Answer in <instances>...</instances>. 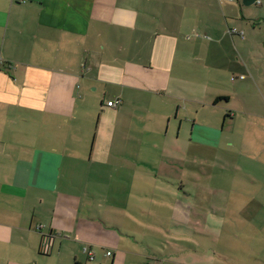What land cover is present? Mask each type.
Wrapping results in <instances>:
<instances>
[{"label": "crops", "instance_id": "obj_1", "mask_svg": "<svg viewBox=\"0 0 264 264\" xmlns=\"http://www.w3.org/2000/svg\"><path fill=\"white\" fill-rule=\"evenodd\" d=\"M233 2L0 0V264H127L130 257L142 264L207 262L215 240L199 229L202 188L167 175L182 168L186 146L175 143L174 158L163 150L170 132L179 139L184 131L190 141L215 147L226 120H253L264 110V0ZM102 84L115 87L101 91L100 108L112 113L107 120L120 110L124 86L140 92L138 86L151 84L149 92L162 96L164 106L147 112L148 131H137L141 142L126 141L130 131L101 120L83 157L86 130L76 127V101L87 102L90 89L98 92ZM207 133L215 135L212 142ZM150 134L161 135L160 149ZM76 160L93 170L80 189L66 176ZM115 167L126 176L115 175ZM120 182L127 185L124 201ZM158 205L170 213L165 223L150 211ZM256 210L264 213V206ZM111 228L126 238L112 234L115 243L142 239L149 257L106 249Z\"/></svg>", "mask_w": 264, "mask_h": 264}, {"label": "rangeland", "instance_id": "obj_2", "mask_svg": "<svg viewBox=\"0 0 264 264\" xmlns=\"http://www.w3.org/2000/svg\"><path fill=\"white\" fill-rule=\"evenodd\" d=\"M233 1L236 2V0ZM208 77L210 78L207 74L202 77V84L207 90L210 88L205 81ZM238 77L240 78V76H236L237 79ZM237 82L238 80H235L234 83L227 84L228 90L232 88V85H238L236 84ZM106 86V84L97 86L98 92L90 89L91 95L87 102L76 101L78 110L76 127L82 126L86 130L83 135L82 141L84 142L82 143V148H80L81 151L90 148L88 143L90 141V134L93 135L92 128L97 123L101 125V120H103L102 124L104 126L107 123L114 125L118 130L130 131L126 135V141L130 139L141 142L142 137L137 131L141 133L145 130L148 131L150 125L145 121L146 115H148L147 112L157 105L164 106L162 96H155L149 92L155 89V86L151 84L140 85L138 86L140 92L130 88L131 86H124L122 91L124 92V100H122L120 110L115 114L113 120H107L110 117H108V114L112 113L103 112L99 105L102 97L101 91ZM93 88L95 89V87ZM112 88L114 89L115 87L107 86L109 90H112ZM258 101L261 102L260 100ZM232 104L237 105L238 102L234 101ZM207 111L211 112L212 109H207ZM151 114L154 115V112L151 111ZM254 115L252 116L253 120H247L245 116L238 115L236 120L230 125L226 120L223 132L221 133L222 139L215 147L194 143V139L190 141L189 133L185 131L181 133L179 139H173L171 132L169 137L165 139V150H163L165 157H176V151L172 149L175 143L182 149L186 146L187 150L186 157L181 156L183 160L182 168L176 172H173L170 168L171 170L169 169L170 171L167 175H171L172 173L175 181L178 178H181L182 181L187 178L190 183L193 181L191 184H199L202 188V191H200L201 197H203L201 207L206 211L201 215L199 229L214 237L215 241L214 243L209 241L210 248L207 250L209 252L205 254L207 262H198L199 264H226L227 261L224 259H227V257L236 258L241 264H264V213L256 210L260 206H264V179H259L264 174V151L259 146L260 142L262 145L264 144V127H262L264 125V110L261 109ZM161 121L159 124H161ZM89 127L91 128L89 129ZM145 135L144 138L148 140V134ZM201 136L204 137V135ZM213 136L215 135L212 133L206 134L210 142H212ZM149 139L157 149H160L162 143L160 134H150ZM116 140L118 144L123 143L119 138H116ZM230 141L235 144L234 148L229 147ZM180 151L183 152L181 149ZM83 153L84 157L86 153L85 151ZM155 153L157 157L158 152L155 151ZM88 169L87 165L84 167L79 160H76L74 172L70 169L66 174L69 177L68 183L72 189L81 188L86 178L85 173L93 172L92 169H89V171ZM149 172L155 174L153 170ZM113 173L118 176H126L119 167H115ZM173 178L172 181H174ZM198 179H201L199 183H197ZM113 181L118 182L117 180ZM118 186V191L122 193V201H124L126 199L124 187L127 185L120 182ZM194 194L196 195L197 192ZM126 201H128V197ZM250 210H256L258 213L251 214ZM150 211L155 214V220L159 215L160 223L164 222V219L170 215L167 209L160 205L158 207H151ZM169 228V222L162 226V229L166 232ZM108 231L110 233L105 240H108L105 245L106 249L112 252L123 251L125 254H128V251H130L140 256L142 255L141 257H149L147 255L151 254L142 239L136 245L128 241H122L121 243L117 241L115 243L111 237L112 234H115L114 236H118L122 240L126 238L123 236V239L115 229L111 228ZM199 237L201 235L197 239ZM197 244L202 246V240L198 239ZM165 247H168V245ZM156 251L157 249H155ZM196 251L195 247V253ZM195 255L198 254H194L193 256ZM195 258L199 259L201 256L198 255ZM212 259H214V262H212ZM110 260L108 258V263ZM141 260L142 258L140 259V257H130L126 262L127 264H142ZM189 262H194V260Z\"/></svg>", "mask_w": 264, "mask_h": 264}, {"label": "built area", "instance_id": "obj_3", "mask_svg": "<svg viewBox=\"0 0 264 264\" xmlns=\"http://www.w3.org/2000/svg\"><path fill=\"white\" fill-rule=\"evenodd\" d=\"M227 1H228V2H233V0H227ZM229 32H230L231 34L237 33L235 29H231V30H229ZM240 34L242 35V32H240ZM240 78L242 79L243 77L240 76ZM232 79H233V78H232ZM117 104H118L117 102H108V103H107V106H108V107H116ZM84 251L87 253L88 258H89L90 260H92V259H93V253H92L91 251L87 250V249H84ZM105 255H106V257H110V256H111V252H110V251H107V252L105 253Z\"/></svg>", "mask_w": 264, "mask_h": 264}, {"label": "trees", "instance_id": "obj_4", "mask_svg": "<svg viewBox=\"0 0 264 264\" xmlns=\"http://www.w3.org/2000/svg\"><path fill=\"white\" fill-rule=\"evenodd\" d=\"M75 264H78V263H75Z\"/></svg>", "mask_w": 264, "mask_h": 264}, {"label": "water", "instance_id": "obj_5", "mask_svg": "<svg viewBox=\"0 0 264 264\" xmlns=\"http://www.w3.org/2000/svg\"><path fill=\"white\" fill-rule=\"evenodd\" d=\"M245 1V0H244Z\"/></svg>", "mask_w": 264, "mask_h": 264}]
</instances>
